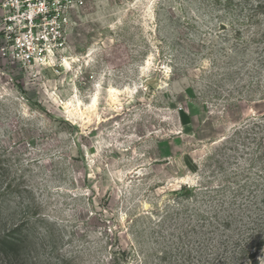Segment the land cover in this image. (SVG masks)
<instances>
[{
  "label": "rangeland",
  "instance_id": "obj_1",
  "mask_svg": "<svg viewBox=\"0 0 264 264\" xmlns=\"http://www.w3.org/2000/svg\"><path fill=\"white\" fill-rule=\"evenodd\" d=\"M73 27L62 66L0 58V232L27 219L25 264H219L264 227V0H86Z\"/></svg>",
  "mask_w": 264,
  "mask_h": 264
},
{
  "label": "built area",
  "instance_id": "obj_2",
  "mask_svg": "<svg viewBox=\"0 0 264 264\" xmlns=\"http://www.w3.org/2000/svg\"><path fill=\"white\" fill-rule=\"evenodd\" d=\"M86 0H0V58L26 74L62 66Z\"/></svg>",
  "mask_w": 264,
  "mask_h": 264
},
{
  "label": "trees",
  "instance_id": "obj_3",
  "mask_svg": "<svg viewBox=\"0 0 264 264\" xmlns=\"http://www.w3.org/2000/svg\"><path fill=\"white\" fill-rule=\"evenodd\" d=\"M190 197L201 190L197 185L181 187ZM1 212V207H0ZM27 219L23 218L12 223L10 228L0 232V264H25L28 248ZM227 222L226 226H229ZM259 221L252 222V226L245 229L243 237L232 243H222L218 255L219 264H260L257 254L264 249V227ZM233 251H231L230 250ZM231 254L230 257L228 255ZM217 258V257H216ZM232 260V261H229Z\"/></svg>",
  "mask_w": 264,
  "mask_h": 264
},
{
  "label": "bare ground",
  "instance_id": "obj_4",
  "mask_svg": "<svg viewBox=\"0 0 264 264\" xmlns=\"http://www.w3.org/2000/svg\"><path fill=\"white\" fill-rule=\"evenodd\" d=\"M96 103H97V99L95 98L94 101H93L92 106H96ZM74 110H75V114H79L81 116H83L85 114V111L82 108V102L81 101H78V104L76 105Z\"/></svg>",
  "mask_w": 264,
  "mask_h": 264
}]
</instances>
